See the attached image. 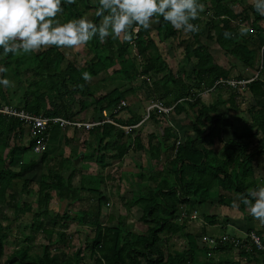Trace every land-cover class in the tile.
<instances>
[{
  "label": "trees",
  "instance_id": "1",
  "mask_svg": "<svg viewBox=\"0 0 264 264\" xmlns=\"http://www.w3.org/2000/svg\"><path fill=\"white\" fill-rule=\"evenodd\" d=\"M241 1L200 0L206 8L205 12L201 13L205 17L204 23L200 24V16L191 21L199 25L200 31L190 33L188 38L180 39L178 42L182 46L185 59L191 62L190 70L185 74H179L169 68L150 34V29H140L132 43L111 37L101 42L98 36L94 37L86 45L90 55L82 66H77L74 61L66 59L63 52L54 46L33 53L30 69L36 78L28 84L27 89L30 90V94L25 93L22 105V108L28 112L73 120L74 113L70 111V106L79 100V97H92L91 103L100 114L96 117L97 120L103 118L102 110H106L119 124L134 125L142 119L140 115L135 116L130 112L132 116L129 120L122 121L115 119L116 113L113 112V108L120 100L126 101L130 94L135 93L132 80L141 77L148 98L162 101L165 106L172 107L170 113L174 115L190 113L191 116L190 126L193 135H189L176 147L173 156L165 164L160 158L159 134L148 133V147L144 149L138 133L132 138L136 133L135 129L126 134L122 129L108 122L100 127L101 135L97 149L102 152L96 159L97 163L103 165L106 157L105 149L108 146L107 141L104 140L114 133L116 157H121L132 142L136 150H146L149 162L156 168L151 176L147 177V180L153 181L154 186L149 187L131 202L139 205L140 218L149 223L145 232L130 231L123 220L117 221L114 226L105 224L103 218L106 213L102 212L105 196L98 189L90 191L94 195V205L84 210L80 209L76 221L79 225L91 228L85 240L87 258L91 264H241L240 258L250 263L264 264V249H257L254 245L225 241L213 248L206 247L202 244L201 237L198 241L196 235L186 231L185 219L180 221L179 214L181 206H186L187 209L195 204L208 203L212 190H217V202L227 207L232 206V199L225 192L238 195L239 208L244 209L247 206L241 202L240 196H246L249 189L264 186V175L261 179L262 184L256 181L254 175V163L258 156L264 154V15L257 12L253 4H247L241 10L235 11L234 4ZM80 2L84 4L81 5L85 11L93 9L91 21L99 25L102 17L95 15L99 0H75L74 4L62 0L63 12L60 15L67 13L65 23L71 18L74 20L83 17L78 9ZM250 13L251 20H249ZM235 20L248 22L250 29L248 28L247 36L244 37L239 33L238 25L233 24ZM262 21L263 24L260 23ZM157 26L156 36L159 42L177 38L178 31L162 17L159 18ZM226 31L232 33L231 38L225 39ZM203 34L214 41L226 55L235 59L236 62L230 66L237 63L258 72L242 87L252 99L246 109L249 122L242 127L234 126L232 119L226 116L228 111L235 112L240 108L237 103L240 87L216 86L215 88L229 90L227 99L210 103H205L202 99L201 94L209 91L216 80L228 78L230 74V67L217 63L207 46L199 40ZM249 37H253L252 42L248 41ZM261 47H263L262 52ZM12 56L11 53L7 56L3 55V50L0 49V66L5 68L10 61H14L17 67L18 58ZM63 61L65 64L61 67ZM110 68L112 76H121L124 80L96 97L95 88L91 91L89 83L82 78V73H90L93 77L109 71ZM18 72L16 77L21 75V71ZM242 77L238 75L237 79ZM0 78L9 80L10 77L4 72L0 74ZM17 82H20V79ZM119 84L122 86L120 87ZM79 85H83L82 90ZM2 89L0 86V103L11 104L5 95L7 91ZM55 99L59 101L61 109H55L53 106L52 102ZM46 101L54 109H48ZM78 103L81 109L89 105L87 101ZM220 106H225L226 111H221ZM163 114L157 115L155 111H151L148 118L164 117ZM21 123L18 118L0 115V125L4 129H13ZM224 129H232L233 138L225 139L222 136ZM162 132L163 135L176 138L171 128L165 127ZM123 138L125 140L121 141ZM150 139H159L158 145L152 144ZM215 140L221 144L218 149L213 146ZM251 141L255 144L252 149ZM34 143L35 140L32 138L28 146H9L7 137L0 136V258L4 253V240L9 230L8 224H2V220L5 219L2 207H10L16 215L27 211L32 216L31 223L25 225V228H29L28 234L23 237L25 242L7 255L2 263L0 261V264H81V260L86 255L80 247L72 254L67 253L66 250L69 239L64 229L68 221L73 219L69 211L53 214L48 208L54 191H57L60 197L65 196L63 190L68 192L70 188L71 175L64 179L58 174L61 169L59 167H63V164L46 167L48 173H41L35 190L34 210L30 204L22 203L21 196L23 193H31L28 187L33 180L30 177L23 178V173L32 170L37 163L33 160L21 163L16 171L10 168L8 163L17 153L32 149ZM6 148L7 151L3 156ZM44 156L41 155L42 161L45 160ZM204 219L212 225L220 224L214 214H205ZM227 222L228 218L225 217L223 228L226 227ZM245 231H254L264 244L263 229L248 227ZM37 234H42L45 239L39 254L30 252L31 247L28 245ZM161 234L166 236L180 234L185 238L187 247L165 252L161 248ZM229 234L235 233L229 232ZM239 240L245 242V239L239 238ZM57 242H60L64 248L57 246ZM232 249H237L240 257L238 260L214 262L211 257L199 259L202 253L206 257L211 253Z\"/></svg>",
  "mask_w": 264,
  "mask_h": 264
},
{
  "label": "crops",
  "instance_id": "2",
  "mask_svg": "<svg viewBox=\"0 0 264 264\" xmlns=\"http://www.w3.org/2000/svg\"><path fill=\"white\" fill-rule=\"evenodd\" d=\"M63 66L64 64H61V67ZM20 73L22 79L20 78V82H17L16 84H19L22 90L19 91V88L13 90L12 95L14 97V100H12L10 96H8V93H5L6 98L9 99L10 103L16 107H22L24 103L25 93L27 92L28 94H30V90L27 89V86L33 78H36V75L34 74V72H32L31 69H22ZM101 73H105L110 76L112 72L107 71ZM99 75L100 73L97 76L91 77V79L87 82L92 83L94 84V86L98 87L99 81H94L93 78H96ZM105 87L106 86L102 84L100 88ZM3 89L6 90L4 86ZM34 89L35 88L33 87V90ZM85 98L87 99L89 104L87 107L81 109L79 103L75 102L69 108L70 111L74 113V121L86 123L95 121L97 120L96 117L100 116L98 110L94 109V104L91 103L93 98ZM46 102L48 109H54L48 101ZM52 103L55 109H61V106L59 105V101L57 99L53 100ZM146 106L147 105L143 106L140 110L138 109V111L134 108L131 110L128 108L126 102V106L119 113L115 114V119L117 118L122 121H127L132 116L130 112H132L135 116L140 115L143 119L144 114L143 112L140 113V111H145ZM106 112L109 116V112ZM156 114L159 115V113L157 112ZM170 114L172 113L169 112L165 115L163 114L164 117L155 116V119L148 118L144 121H142L141 119L138 122L139 125L133 128L136 130V133L132 135L133 138L138 133L141 137L142 145L144 146V149H146L148 147L147 134L153 132L159 134V137H157L160 138V158L163 164H165L173 156L175 149L178 146L175 144L176 140L181 139V141H183L182 137L179 135V132H177V129L174 128L173 123L169 120V116H171ZM52 125L54 126H50L47 130V145L41 154H35L31 149H26L22 152L17 153L15 155V158L8 163L9 167L14 171L18 170L21 163H25L29 160H33L37 163L32 170L23 173V178H33L28 188L31 189L30 194L33 195L32 198L34 202L36 198L35 190L41 173H48L46 167H49L51 165L54 166L63 164V167H59L61 169L59 170L58 174L62 175L64 179L71 175V179L69 180L70 188L68 189V192L66 190H63L62 193L65 196L60 197L58 195V192L54 191L48 203V208L53 214H62L63 212L68 210L71 218H73L68 222H74L77 228H81L80 226H82V228H85V231H87V234H90L91 228L86 225L77 224L76 218L78 212H80V209H76V207H90L94 205V195L91 194L90 191L98 189L100 192H102V194L105 196V207L112 208L111 206L115 204L119 207V211H117L120 214L119 216H116L117 214L112 211L111 213H107L106 215H104L103 221L105 224L113 223V220L115 219L117 221L123 219L124 221V215H130V211L133 212L135 211L134 208H139V205L132 204L131 202H133V200L140 194L144 193L145 190H147L149 187L154 186L153 181L150 179L147 180V177L151 176V173L156 167H154V165L149 162V157L146 153V150H136L131 142L125 153L121 157H116L117 149L115 147L116 144H114L116 141V137L114 136V133H112L110 137L104 140V142L107 141L108 146L105 149L106 157L104 163L103 165H100L96 162V159L102 152L98 151L97 147L101 135L100 127L103 124L96 125L87 129L81 125L65 127H62L58 124ZM165 127L171 128L172 132H175L176 138L163 135L162 131ZM0 136L7 137V143H9V146L17 145L20 147H25L28 146L31 139L29 128L24 123H21L20 125L10 130L2 128V126L0 125ZM51 136L55 140L51 148L48 149V142ZM124 140L125 138H123L121 141ZM158 140L159 139H150L151 143H155V145H158ZM6 151L7 148L3 151V156L5 155ZM164 153H166L167 155L166 159L164 158ZM42 154L45 155V160L43 161L41 160ZM27 195L28 194L23 193L21 196V200L22 203L25 202L30 204L31 202L23 199V197ZM30 205L34 210V206H36V203L34 205V203L32 202ZM27 214V211H24L22 214L19 213L17 215L13 212L12 218L9 219L10 222H16L15 227L18 229V232L21 234L22 238L25 237L29 232V228H25V225L28 226V224L32 221V216H30L29 218ZM29 214L31 213L29 212ZM140 215L141 214L138 215V219L142 220L140 218ZM27 217L29 218V223L23 222ZM248 227L254 228L253 224L249 225ZM230 232L232 231L230 230ZM42 237H44L42 234H37L36 236V238L39 239H42ZM171 237L173 239L174 237H180L183 241L185 240V238L180 236V234H175ZM29 244H31V242Z\"/></svg>",
  "mask_w": 264,
  "mask_h": 264
},
{
  "label": "rangeland",
  "instance_id": "3",
  "mask_svg": "<svg viewBox=\"0 0 264 264\" xmlns=\"http://www.w3.org/2000/svg\"><path fill=\"white\" fill-rule=\"evenodd\" d=\"M91 1V0H90ZM80 2L78 4V9L82 12L83 17L91 20L92 15H93V9L90 8L88 10H84V7ZM247 4H253V0H242L241 3H235L234 4V9L235 11H239L241 10L242 7L247 6ZM204 8V11L205 12ZM202 12V13H203ZM67 13H64L62 15H59L57 17V19L61 22V23H65V21H67ZM200 19L201 22L200 24L202 25L204 23L205 17L200 13ZM252 19V14L250 13V18L249 20ZM70 20H73V18H71ZM248 21V20H247ZM238 25L237 30L240 33V30L242 27L245 28H249V24L248 22H240L239 20H235L233 22V24ZM261 24H263V21L260 22ZM158 23H156L155 21L153 22L152 26L150 27V34L152 35V37L154 38L156 45L159 49V51L161 52V54L164 56L165 60L168 63L169 68L174 71L177 72L179 74L182 73H188L191 67V62L187 61L184 57V52L182 49V46L180 44H178L180 39H186L190 36V33H183L182 31H178L177 33V38L175 39H167L165 41L159 42L157 40V36L156 33L158 31ZM156 26V27H155ZM250 29V28H249ZM248 35V32L245 36ZM199 40L204 43L208 50L211 52V54L214 57V60H216L217 63H219L220 65L224 66V67H230V74L229 77L231 79H237L238 75L243 76L242 78H249V77H253L256 72L252 69H249L247 67H243L242 65L239 64H234L232 66H230L232 63H235V59L229 55H226V53L212 40L208 39L204 34L201 35L199 37ZM250 40V42H252L253 37L248 39V41ZM61 51L63 52V54L66 56V59H70L72 61H74L76 63V65L78 66H82L84 64V61L89 57L90 53L87 50L86 46H82L79 48H60ZM33 53L31 54H25L22 56H12V58H18V63L19 65L16 67V64L14 61H10L9 64H7V66L5 67L7 69V77L9 76V80L12 81V86L10 87H5L7 90V93L9 94L8 96H10V98L12 100H14L13 97V90L14 89H18L19 91L22 90V88L20 87L19 84H16L17 81H19V79H22V76L19 75V77H16L17 74H19L18 71H21L22 69H30V65H31V58H32ZM20 57V58H19ZM17 61V60H16ZM65 64V61L62 62V65ZM117 67V66H115ZM18 69V70H17ZM111 71V68L110 70ZM160 76V75H159ZM156 77V76H155ZM94 81H99L98 82V87L94 86V84L89 83V88L91 89V91H94L95 88V96L98 97L101 94H104L107 90H109L110 87H113L115 85H117L118 83H121L124 78L121 76H108L105 73H100V75L96 78H93ZM22 81V80H21ZM151 81V80H149ZM21 84V83H20ZM102 84H104L106 87L105 88H100L102 86ZM120 87L122 86V84H119ZM132 85L135 87V93L134 94H130L127 98L126 101L127 102V106L129 109H136L138 111V109H142L143 106L145 105H149L152 101H154V99L152 98H148V93L146 90L145 85H143L142 83V79L141 77L136 78L134 81L132 80ZM3 88V85H0ZM239 87V86H238ZM237 87V88H238ZM3 90V89H2ZM229 90L228 89H219L218 88H214L212 90L209 91H205L201 94V96L203 97V101L205 103H210L211 101H218V100H225L228 98L229 95ZM238 92L240 93V97H237V103L240 105L239 110L237 111H228V113L226 114L227 117L231 118L234 126H239L242 127L243 125H245L247 122H249L248 120V114L246 112V109L248 108L249 104L251 103L252 99L250 97V94L248 92H246L245 90L242 89V87L238 88ZM79 100H76V103L78 102H85L87 101L86 98L83 97H79ZM88 102V101H87ZM146 106V108H147ZM146 108L145 111H140V113L143 112V116L146 115ZM221 111H226L225 110V106H220ZM171 116H169V120L173 123L174 128L177 129V132H179V135L182 137V139H186L189 135H193L192 131H191V126H190V113L185 114V113H181L179 115H174V114H170ZM148 119V118H147ZM54 125H51V127ZM155 127V125H154ZM155 129V128H154ZM222 136L225 139H229V138H233L232 135V129H224L222 132ZM54 138H50L49 142H48V149L51 148L52 144L54 143ZM47 143H45V147H46ZM220 143L215 140L214 142V147L216 149H218L220 147ZM254 141H251L250 143V148L252 149L254 147ZM167 155L166 153H164V158L166 159ZM255 165V170H254V175L256 178V181L259 184H262V180L263 179V168H264V154H261L260 156L257 157V160L254 163ZM166 171V170H165ZM62 176V175H61ZM154 184V183H153ZM34 192V191H32ZM223 192V191H221ZM216 193L217 190H212L210 193V198H209V202L202 204V205H193L192 207H187L186 206H181L180 209H184V210H180L179 214H180V221L182 219H185V225H186V231L194 234L197 236L198 241H200V237H202V235H211V236H218L221 235L224 232L229 233L230 230L232 231L231 233H235V234H244L245 230L247 229V227L251 224H253L254 229H263L264 230V224H261L258 220H256L249 212L248 207L241 209L239 208V197L238 195L232 193V192H225V194L228 197H231L232 199V206L231 207H227L225 205H221L217 202V197H216ZM33 195L28 194L27 196L23 197V199L28 200L29 202H33L35 205V202L33 200ZM30 203V204H31ZM31 206V205H30ZM35 207V206H34ZM112 208H107V207H103L102 206V212L104 213H111L114 212L115 214H117L116 216H119L120 214L117 212L119 211V207L118 205H112ZM87 207H83V206H77L76 209H86ZM135 211L131 212L130 211V215L126 214V215H122L124 217V221L127 225V228L130 231H133L135 233H141V232H145L146 227L149 225V223L144 222L140 219H138V215L141 214V209L139 208H134ZM189 209V210H188ZM187 210V211H186ZM2 211H3V215L4 218L2 220V224L3 225H7L9 226V230H8V235L6 237V239L4 240V253L0 258L1 263L5 260V258L7 257V255H9L16 247H18L20 244H22L23 242H25V240L22 238L21 234L18 232V229L15 227L16 222L14 221H9V219L12 218L13 216V212L12 209L10 207H2ZM26 212V211H25ZM187 212V213H185ZM22 214V213H21ZM79 214V213H78ZM77 214V216H79ZM114 214V215H115ZM205 214H214L215 216L218 217L220 224H210L208 223L205 219H204V215ZM30 218L31 214H27ZM228 218V222L226 224V227L223 228L224 225V218ZM29 218L27 217L23 222H27L29 223ZM130 219V220H129ZM121 220V219H120ZM123 220V219H122ZM116 219L113 220V223H109L108 225H112L114 226L116 224ZM128 221V222H127ZM222 222V223H221ZM229 226H231V228H229ZM81 228H77L75 226L74 222H68V225L66 226V228L64 229L65 234L68 236L69 239V244L66 247L67 253L72 254V252L80 247L82 249V252L85 256V258L83 260H81V264H91V261L88 260L87 258V254H88V250L86 248V237H88V234L86 233L87 231H85V228H82V226H80ZM16 228V231H15ZM179 236V235H177ZM182 236V235H180ZM162 237V243H161V248L163 249V251L167 252V251H174V250H182L185 249L187 247V242L186 240H182L180 237H174V239L171 236H166L165 234H161ZM183 237V236H182ZM172 239V241H171ZM30 242V241H29ZM45 243V239L42 237V239L36 238V239H32L31 240V244L28 243V245L31 247L30 248V252L32 253H37L39 254L41 252V245L42 243ZM57 246L64 248V246L62 247V244L60 242L56 243ZM32 245V246H31ZM200 245V244H199ZM208 257H211V259L215 262L218 260H238L240 257L238 256V251L237 249H232V250H228V251H224V252H219V253H211L210 256H204V254H200L199 255V259L200 260H204L207 259ZM241 264H254V263H250V262H246L245 259L240 258Z\"/></svg>",
  "mask_w": 264,
  "mask_h": 264
},
{
  "label": "clouds",
  "instance_id": "4",
  "mask_svg": "<svg viewBox=\"0 0 264 264\" xmlns=\"http://www.w3.org/2000/svg\"><path fill=\"white\" fill-rule=\"evenodd\" d=\"M66 3L74 4L75 0ZM253 6L264 15V0H253ZM204 8L200 0H99L95 15L102 20L97 25L85 17L61 23L57 17L63 12L62 0H0V49L5 56H21L53 46L79 48L96 36L101 42L111 37L132 43L140 29L148 30L161 17L178 31L198 33L199 25L191 21L198 19ZM248 31L242 27L240 34ZM224 37L229 39L232 33L226 31ZM6 71L0 66V73ZM82 78L89 81L91 74L84 72ZM12 83L0 78L4 87ZM79 87L83 89V85ZM240 200L264 224V186L249 189Z\"/></svg>",
  "mask_w": 264,
  "mask_h": 264
},
{
  "label": "built area",
  "instance_id": "5",
  "mask_svg": "<svg viewBox=\"0 0 264 264\" xmlns=\"http://www.w3.org/2000/svg\"><path fill=\"white\" fill-rule=\"evenodd\" d=\"M263 47L260 48L262 52ZM258 72L253 76L255 77ZM253 77L249 78H242V79H231L228 78H219L215 81L214 86L209 89L212 90L216 86H230L233 88L243 87L246 83L250 82ZM126 106L125 100H120L119 103L113 108V112L119 113L124 107ZM172 110V107L165 106L162 101L154 100L152 101L146 108V115L143 117L142 121L149 117V113L151 111H155L157 113H164L167 114ZM0 115L5 117H14L18 118L22 123L26 124L29 128L31 139L35 140L34 145L32 146V151L35 154H41L45 149L46 143V134L48 128L52 124H58L62 127L65 126H76L81 125L83 127L91 128L96 125L103 124L108 122L115 127L122 129L126 134L129 133L133 128L139 125V123L134 125H122L117 123L113 118H110L107 115L106 110H102L103 118L101 120H95L90 122H77L74 120L66 119L63 117L58 116H44V115H37L31 112L24 110L22 107H16L12 104L8 103H0ZM141 121V122H142ZM181 139L176 140L175 144L179 145L181 143ZM245 233L242 234H229L227 232L222 233L218 236H211V235H202L201 242L206 247L213 248L225 241H232L234 244H241V245H254L257 249H264V244L262 243L260 237L254 231H244ZM240 239L244 240L245 242H241Z\"/></svg>",
  "mask_w": 264,
  "mask_h": 264
}]
</instances>
